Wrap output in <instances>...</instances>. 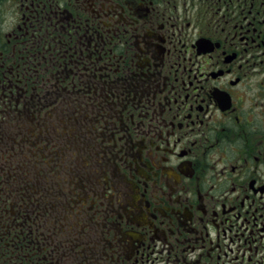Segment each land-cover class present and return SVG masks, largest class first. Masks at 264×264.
I'll use <instances>...</instances> for the list:
<instances>
[{
  "label": "flooded vegetation",
  "instance_id": "af4514ba",
  "mask_svg": "<svg viewBox=\"0 0 264 264\" xmlns=\"http://www.w3.org/2000/svg\"><path fill=\"white\" fill-rule=\"evenodd\" d=\"M0 264H264V0H0Z\"/></svg>",
  "mask_w": 264,
  "mask_h": 264
}]
</instances>
